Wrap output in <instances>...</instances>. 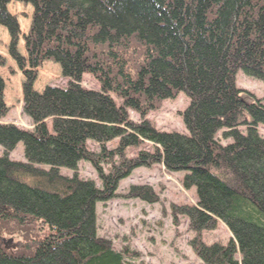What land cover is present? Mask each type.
I'll return each instance as SVG.
<instances>
[{
    "label": "trees",
    "instance_id": "trees-1",
    "mask_svg": "<svg viewBox=\"0 0 264 264\" xmlns=\"http://www.w3.org/2000/svg\"><path fill=\"white\" fill-rule=\"evenodd\" d=\"M10 1L0 0V25L25 78L21 110L32 128L1 122L9 107L0 76V225L35 221L47 232L31 253L0 245V264H131L127 247L96 235L95 203L113 198L134 168L156 163L195 189L194 203L172 209L186 217L188 245L204 264H264V103L234 82L238 70L264 82V0H15L33 8L25 57ZM47 60L67 83L37 91ZM83 73L99 88H83ZM180 92L187 134L153 128L145 116ZM144 141L151 150L125 158ZM18 142L24 161L9 159ZM80 161L99 185L78 177ZM128 196L157 199L149 186L132 185ZM219 222L231 237L203 242L201 232Z\"/></svg>",
    "mask_w": 264,
    "mask_h": 264
},
{
    "label": "rangeland",
    "instance_id": "rangeland-1",
    "mask_svg": "<svg viewBox=\"0 0 264 264\" xmlns=\"http://www.w3.org/2000/svg\"><path fill=\"white\" fill-rule=\"evenodd\" d=\"M6 10L17 22L19 28L17 51L25 57L23 35L28 31L33 8L29 4L11 0L6 5ZM9 43V33L0 25V55L5 59V65L0 67V76L4 80V101L9 107L1 122L31 129L32 124L28 116L21 110L22 82L25 78L8 54ZM234 82L238 88L253 93L264 103L263 81L249 78L238 70L234 75ZM66 83L67 80L61 76L58 64L47 60L37 68L32 87L41 91L45 86L63 87ZM80 84L86 89L99 88L98 82L88 73L82 74ZM114 99L118 102L116 98ZM187 104L188 98L180 92L173 99L163 100L159 108L151 110L145 119L157 130L187 134L180 115ZM129 117L135 122H140V116L136 112L129 111ZM47 125L50 127V121ZM259 131L264 136L263 126H260ZM116 143V139L112 140L107 147L112 148ZM87 145L90 149L96 148L92 141H87ZM151 146V143L144 141L138 147H128L125 150V158L134 157L142 149L151 150ZM9 159L24 161L22 142L16 144L9 154ZM40 167L46 168L44 165ZM59 172L70 176L74 171L59 168ZM76 174L79 178L93 180L99 185L95 169L86 161L78 162ZM182 175V171L168 172L158 163L149 167L134 168L119 180L113 198L95 203L96 235L109 240L115 250L127 247L129 257L127 261L131 264H204L188 245L193 232L187 229L186 217L173 213L172 209V204H190L196 200L194 187L189 189L181 187ZM132 185L149 186L151 194L157 199L148 202L141 197L128 196ZM46 232L47 228L35 221L24 225H17L12 221L1 223L0 245L14 252L31 253L34 248L33 242L43 237ZM200 237L207 244L216 240L224 243L231 234L219 222L214 230H203ZM29 245L32 247L27 250L26 247Z\"/></svg>",
    "mask_w": 264,
    "mask_h": 264
}]
</instances>
